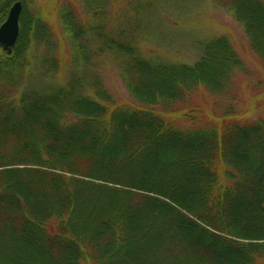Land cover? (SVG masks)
<instances>
[{
	"label": "trees",
	"instance_id": "16d2710c",
	"mask_svg": "<svg viewBox=\"0 0 264 264\" xmlns=\"http://www.w3.org/2000/svg\"><path fill=\"white\" fill-rule=\"evenodd\" d=\"M218 1L264 61V1ZM21 2L15 46L0 49V264H264V121L228 109L204 125L185 101L224 94L242 70L229 40L167 63L99 32L98 51L125 61L121 103L84 78L88 29L68 11L71 77L27 83L28 46L50 32ZM85 9L94 21L99 6Z\"/></svg>",
	"mask_w": 264,
	"mask_h": 264
},
{
	"label": "rangeland",
	"instance_id": "374dc122",
	"mask_svg": "<svg viewBox=\"0 0 264 264\" xmlns=\"http://www.w3.org/2000/svg\"><path fill=\"white\" fill-rule=\"evenodd\" d=\"M7 1H11L7 4L9 9L17 0H1L0 3ZM24 1L27 20L39 16L50 32L48 41L43 38L28 46L33 72L27 80L29 85L39 86L51 81L66 83L71 77L70 61L74 47L60 21L61 13L68 11L72 12L80 27L88 29V33L80 38L87 55L86 60H79L83 63L84 78H95L113 100L122 103V99H128L126 78L121 75L125 61L98 51L99 32L130 38L141 54L167 63L195 61L206 40L212 36H224L242 60V70L234 75L224 94L209 97L204 91L197 90L187 96V106L194 110L199 121H204V125L220 122V119L211 117L220 116L228 109H232L233 113L227 115L233 119L236 116L239 118L236 120L241 121H264V61L251 49L243 26L221 7L218 0ZM87 3L99 6V14L92 22L85 9ZM46 56L54 61V69L49 73L45 72L47 66L42 65V58Z\"/></svg>",
	"mask_w": 264,
	"mask_h": 264
},
{
	"label": "water",
	"instance_id": "95a60500",
	"mask_svg": "<svg viewBox=\"0 0 264 264\" xmlns=\"http://www.w3.org/2000/svg\"><path fill=\"white\" fill-rule=\"evenodd\" d=\"M21 8V1L13 2L9 7L5 20L0 24V48L7 54L12 52L19 34Z\"/></svg>",
	"mask_w": 264,
	"mask_h": 264
}]
</instances>
